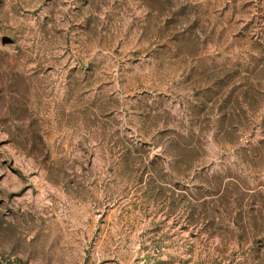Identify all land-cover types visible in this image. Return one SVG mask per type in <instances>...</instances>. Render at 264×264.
<instances>
[{
  "label": "rangeland",
  "instance_id": "374dc122",
  "mask_svg": "<svg viewBox=\"0 0 264 264\" xmlns=\"http://www.w3.org/2000/svg\"><path fill=\"white\" fill-rule=\"evenodd\" d=\"M0 264H264V0H0Z\"/></svg>",
  "mask_w": 264,
  "mask_h": 264
}]
</instances>
